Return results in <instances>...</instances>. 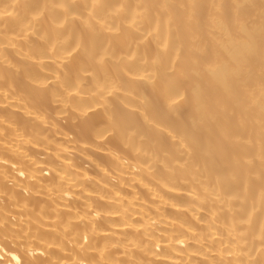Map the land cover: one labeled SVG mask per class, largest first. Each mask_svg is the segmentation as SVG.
Here are the masks:
<instances>
[{"label":"bare ground","instance_id":"1","mask_svg":"<svg viewBox=\"0 0 264 264\" xmlns=\"http://www.w3.org/2000/svg\"><path fill=\"white\" fill-rule=\"evenodd\" d=\"M0 264H264V0H0Z\"/></svg>","mask_w":264,"mask_h":264}]
</instances>
